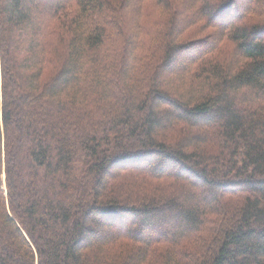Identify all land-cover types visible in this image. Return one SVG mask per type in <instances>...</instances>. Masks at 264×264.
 Masks as SVG:
<instances>
[{"label": "trees", "instance_id": "obj_1", "mask_svg": "<svg viewBox=\"0 0 264 264\" xmlns=\"http://www.w3.org/2000/svg\"><path fill=\"white\" fill-rule=\"evenodd\" d=\"M0 264H264V0H0Z\"/></svg>", "mask_w": 264, "mask_h": 264}]
</instances>
